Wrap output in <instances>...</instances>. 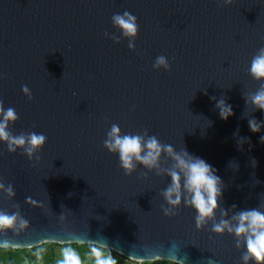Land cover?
I'll return each mask as SVG.
<instances>
[{
  "label": "water",
  "instance_id": "1",
  "mask_svg": "<svg viewBox=\"0 0 264 264\" xmlns=\"http://www.w3.org/2000/svg\"><path fill=\"white\" fill-rule=\"evenodd\" d=\"M125 11L138 24L131 48L112 22ZM260 48L264 0H0V102L18 116L8 131L46 137L31 157L0 141V211L27 222L9 237L25 247L87 236L126 259L244 264V241L213 224L264 211V112L250 100L264 85L250 74ZM158 56L170 70L154 69ZM113 124L209 163L222 190L213 218L198 228L187 194L167 202L165 152L159 167L134 161L126 175L104 147Z\"/></svg>",
  "mask_w": 264,
  "mask_h": 264
},
{
  "label": "clouds",
  "instance_id": "2",
  "mask_svg": "<svg viewBox=\"0 0 264 264\" xmlns=\"http://www.w3.org/2000/svg\"><path fill=\"white\" fill-rule=\"evenodd\" d=\"M218 3L221 0H217ZM233 0H223L224 5H230ZM113 25L122 32L123 36L130 39L129 47L133 45L131 41L137 36L138 24L134 15L125 11L123 14H115L112 17ZM107 35V33L105 34ZM113 40L119 43V38L113 36ZM154 69L163 67L170 70V65L164 56L156 58ZM250 74L256 81H264V48H260L252 58ZM22 91L29 100L32 99L31 92L27 86L22 87ZM252 105L259 111L264 112V85L261 86L250 97ZM216 108L222 120H227L233 115L231 105L220 99L216 102ZM18 119L14 108L5 110L0 102V141L7 144L9 152H15L17 148H23L29 157L33 153L39 152L46 143V137L36 132L20 133L13 135L8 131V125L15 123ZM249 129L253 134L260 131V125L255 120L248 122ZM122 134L118 125L113 124L104 140V147L109 153L118 155L122 170L126 175H131L136 165L134 161L148 167L149 169L159 167L161 153L165 152L173 161V167L168 172L171 184L164 191L163 195L170 205H179L181 196L185 195V204L190 205L197 213V227L204 225L208 219L213 218L217 210V198L221 195V181L215 174L213 167L205 160L189 154L187 151L175 152L171 145L161 144L155 136ZM264 143V137H261ZM2 187V185H0ZM11 194V189L9 188ZM175 197V199H173ZM226 215V213H225ZM234 225L227 220H220L213 224V231L222 234L225 230L234 234L237 240H243L246 251L242 255L244 264H264V211L260 208L245 209L236 214ZM19 227L27 228V222L19 219L16 213H6L0 211V250L11 248H31L46 246L49 242H56L62 248L63 258L60 264H86L77 248L87 247L90 255L95 258V264H119L112 255L111 247L101 244L97 239L83 236L82 239L66 242L55 240H42L25 247L19 246L17 240L9 237V233L15 237H20ZM69 237L73 234H67ZM121 255V254H120ZM123 256V255H121ZM124 257V256H123ZM128 264H182L180 258L168 259H138L128 258Z\"/></svg>",
  "mask_w": 264,
  "mask_h": 264
},
{
  "label": "trees",
  "instance_id": "3",
  "mask_svg": "<svg viewBox=\"0 0 264 264\" xmlns=\"http://www.w3.org/2000/svg\"><path fill=\"white\" fill-rule=\"evenodd\" d=\"M76 251L86 261V264H95V258L90 255L87 247L77 248ZM119 264H128V259L112 253ZM63 258L62 248L55 243L31 249L0 250V264H60Z\"/></svg>",
  "mask_w": 264,
  "mask_h": 264
}]
</instances>
